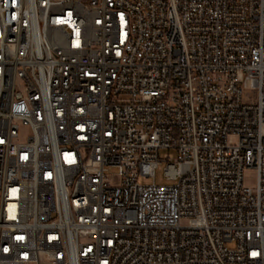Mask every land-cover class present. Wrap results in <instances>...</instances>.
I'll list each match as a JSON object with an SVG mask.
<instances>
[{
  "label": "built area",
  "instance_id": "obj_1",
  "mask_svg": "<svg viewBox=\"0 0 264 264\" xmlns=\"http://www.w3.org/2000/svg\"><path fill=\"white\" fill-rule=\"evenodd\" d=\"M0 264H264V0H0Z\"/></svg>",
  "mask_w": 264,
  "mask_h": 264
},
{
  "label": "rangeland",
  "instance_id": "obj_2",
  "mask_svg": "<svg viewBox=\"0 0 264 264\" xmlns=\"http://www.w3.org/2000/svg\"><path fill=\"white\" fill-rule=\"evenodd\" d=\"M167 152L166 150L160 151V156L163 158L164 153ZM166 160H162L159 165L156 168L155 171V178L153 177H141L140 181L143 183H150L155 181L158 184H170L171 181H169L165 174V166H166ZM116 170L113 169L112 173H115ZM256 180V171L253 167L249 168L246 173V182L250 185H254Z\"/></svg>",
  "mask_w": 264,
  "mask_h": 264
}]
</instances>
